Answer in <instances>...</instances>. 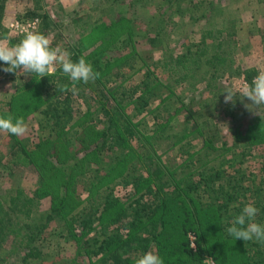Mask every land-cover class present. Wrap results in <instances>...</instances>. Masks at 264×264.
I'll return each mask as SVG.
<instances>
[{
	"label": "rangeland",
	"instance_id": "374dc122",
	"mask_svg": "<svg viewBox=\"0 0 264 264\" xmlns=\"http://www.w3.org/2000/svg\"><path fill=\"white\" fill-rule=\"evenodd\" d=\"M170 3H173L171 10L168 9ZM6 7L8 10L3 12L6 36L0 40L7 41L9 45L17 44L23 36L9 25L14 21L25 23L38 18L37 31L49 38L51 47L75 51L83 58L100 47L106 32L103 29L111 26L118 17L122 18L119 26L109 29L111 47L108 46L102 56L103 61L109 56L122 57L120 61L109 70L98 72L100 76L94 82L77 83L78 95L67 91L71 93L69 98L77 121L73 126H67L63 137L64 148L70 154L84 145L94 148L97 142L93 134L89 131L83 133V129L94 126V133L101 131V125L91 124L94 119L102 120V112L109 105L114 106L118 99L124 97V92L141 81L143 72L150 70L164 86L155 91L157 96L151 99L144 112L138 114L135 104L125 106L127 98L122 103L126 107L122 114L128 115L135 130L136 136L128 141V153L137 169L136 173L128 170L123 177L129 181L139 174L146 177L156 165H161L174 171V178L178 179L189 154L206 147L210 152L216 149L221 154L206 169L231 165L244 173V186L262 184L264 144L250 146L242 139V132L232 125V117L239 115L241 103L251 102L247 98L241 102L237 97L234 104H226V93L223 91L227 87L238 90L244 83L243 72L246 70L253 69L257 74L264 71V0H7L4 10ZM176 8L178 12H174ZM159 10L166 12L163 20L167 25L156 36L150 28L160 16ZM37 15H46L50 27L42 30L44 23ZM206 30L214 36L206 42L209 52H218L225 57L223 66L216 70L213 67L199 70L197 82L186 80L178 83L177 75L164 73L157 67V61L163 56L177 54L196 45ZM3 67L7 65L0 62V69ZM100 67L103 69V65ZM34 76L0 71V118L9 116L10 98L25 81ZM72 83L68 78L65 85L71 89ZM208 83L212 85L210 89L207 88ZM65 92L62 91L53 100L61 99ZM29 97L28 106L20 107L19 116L13 117L14 120L23 118L29 131L23 136L0 131V204L3 208L4 205L8 206L18 191H21L20 199L35 198L34 192L40 186V174L35 165L18 164L10 149L11 143L17 145L21 153L25 150L32 157L38 155V146L53 135L49 129L50 123L40 114L50 100L44 101L42 98L43 105L37 107L40 101L33 95ZM151 136V139L148 138ZM158 136L161 138L157 139ZM80 139H83L82 144ZM117 152L120 154L119 150ZM91 154L74 174L75 180L80 181L72 184L71 194L74 197L71 194L70 197L73 203L78 198L81 204L73 212L81 211L86 206L88 193L85 185L92 181V169H96L102 160L103 154L99 149ZM88 169L90 172L85 173ZM49 184L42 191L45 195L35 198L29 217L16 213L22 223L46 225L34 244L40 256L29 261V264H91V260L78 251L76 240L70 236L67 218L49 221L53 198L56 201V194L54 196ZM52 185L57 188V184ZM170 185L174 183L170 182ZM110 187L118 197L131 192V186L123 187L120 180H114ZM17 244L16 237L0 236V261L8 257ZM153 251L161 259L166 253L158 252L155 248ZM206 254L210 256L209 252ZM209 256L206 255L204 259ZM9 261L19 263L14 255Z\"/></svg>",
	"mask_w": 264,
	"mask_h": 264
},
{
	"label": "trees",
	"instance_id": "16d2710c",
	"mask_svg": "<svg viewBox=\"0 0 264 264\" xmlns=\"http://www.w3.org/2000/svg\"><path fill=\"white\" fill-rule=\"evenodd\" d=\"M6 1L0 0V39L6 36L3 27ZM172 5L170 3L169 10L173 8ZM178 11V8L174 10ZM158 14L160 16L150 28L156 36L167 25L163 20L166 12L161 13L159 10ZM37 16L43 20L42 30L50 27L46 15ZM121 19L118 17L111 26L103 29L106 32L100 47L84 58L87 63L90 60L93 70H109L122 58L109 56L104 61L102 59L103 51L111 47L109 41L112 37L108 31L119 26ZM213 38L211 31H203L196 45L187 47L183 52L163 56L157 61V67L164 73L177 75V83L186 80L197 82L199 70L212 67L216 70L226 61L218 52H209L206 42ZM70 54L73 62L81 58L75 51ZM100 65H103V69ZM256 75L253 69L244 71V82L251 83ZM67 81L68 77L58 67L56 72L49 73L47 77L40 79L35 75L16 90L8 103V115L14 118L19 116V108L28 106L29 96L33 95L40 101L37 107L43 105L42 98L44 101L50 100L40 114L50 123L49 129L53 135L38 146L37 156L31 157L25 150L21 153L17 145L12 143L10 149L18 164H33L39 171L40 186L34 192L36 199L45 195L42 191L50 183L56 201L53 198L49 221L67 218L70 236L76 240L78 251L89 258L91 264H134L136 258L145 252H154V248L161 253L166 251V257L162 258L163 264H202L204 257L209 256L205 255L206 252L218 264H264V244L234 240L225 231L230 226L226 221L238 214L246 203L253 201L259 209L256 222L264 224V181L260 185L246 187L242 182L244 173L240 169L231 165L227 168L221 165L206 169L221 156L216 149L210 152L206 150L208 148L202 147L189 154L178 179L174 178V171L161 165H156L146 177L139 174L132 177V181L123 177L128 170L136 173L137 169L128 153V141L136 136L135 130L128 115L122 114V110L125 106L135 104L138 114H142L149 106L151 99L157 96L155 91L164 86L155 77L154 71H144L139 83L124 92V97L118 99L114 106L109 105L102 112V120L94 119L91 124L101 125V131L94 133V126L83 129V133H92L97 143L93 149L90 145H84L74 154L64 148L63 141L67 126L77 122L69 98L71 93L66 91L61 99L53 100L62 92L61 86L67 84ZM211 86V83L207 84L208 89ZM124 98L128 100L125 106L122 105ZM245 104L250 103H241L239 115L232 117L233 128L242 132V139L250 146H261L264 144V106L252 112L244 107ZM257 112L261 113L252 115ZM95 149H99L103 155L99 166L92 169V181L85 185L88 193L86 206L81 211L73 212L81 204L78 198L73 203L70 197L72 184L80 181L75 180L74 174ZM87 168L90 169L88 165ZM89 169L85 173L90 172ZM166 177H169L168 180H165ZM114 180H120L123 187L130 185L131 192L122 197L115 196L110 187ZM170 182L174 185H170ZM52 183L57 184V188ZM61 189L63 193L60 194ZM20 197L21 191H18L8 206L4 205L3 208L0 204V236L18 239L17 246L11 249L9 256L1 260L0 264H15L9 261L12 255L18 257V264H29V261L40 256L34 244L46 225H28L18 220L16 213L29 217L35 205V198ZM189 235L195 237V248L190 246Z\"/></svg>",
	"mask_w": 264,
	"mask_h": 264
},
{
	"label": "clouds",
	"instance_id": "9594fccd",
	"mask_svg": "<svg viewBox=\"0 0 264 264\" xmlns=\"http://www.w3.org/2000/svg\"><path fill=\"white\" fill-rule=\"evenodd\" d=\"M34 23H38V21H34ZM0 62L7 65L0 71L20 73L26 77L36 75L40 79L47 77L49 73L56 72L57 65H59L60 70L73 82L71 89L64 85L61 86V90H70L74 96L79 93V89L76 87L77 83L94 82L100 76L83 57L73 62L68 50L51 47L48 37L38 31L27 29L23 38L15 45H9L7 41L0 40ZM223 93H226L224 95L226 104H234L237 97L241 102L247 98L251 103L245 104L244 107L252 112L258 110L264 106V71H260L251 83L245 81L238 90L227 87ZM0 131L23 136L29 131V128L23 118L14 120L9 115L7 118H0ZM258 214L259 209L255 206L254 201L246 203L238 214L234 215L230 221H226L230 226L225 231L234 240L255 241L264 244V224L256 222ZM134 264H163V261L159 255L148 251L136 258ZM202 264H215V262L206 258Z\"/></svg>",
	"mask_w": 264,
	"mask_h": 264
},
{
	"label": "built area",
	"instance_id": "2783aa9c",
	"mask_svg": "<svg viewBox=\"0 0 264 264\" xmlns=\"http://www.w3.org/2000/svg\"><path fill=\"white\" fill-rule=\"evenodd\" d=\"M34 21H38V23H34ZM39 22H40V20L38 18H33V19H31V20H29V21H27L25 23H20L18 21H14L9 26H10V28L16 30L19 34L24 36V33H25L26 29L27 30L37 31L38 30V26H39ZM188 237H189V241H190V246L192 248H195V237L193 235H189ZM206 258L212 259L211 257H206Z\"/></svg>",
	"mask_w": 264,
	"mask_h": 264
},
{
	"label": "crops",
	"instance_id": "0c3cea01",
	"mask_svg": "<svg viewBox=\"0 0 264 264\" xmlns=\"http://www.w3.org/2000/svg\"><path fill=\"white\" fill-rule=\"evenodd\" d=\"M8 9H7V7L5 8V10L4 11H7ZM6 18V17H5ZM5 20V19H4Z\"/></svg>",
	"mask_w": 264,
	"mask_h": 264
}]
</instances>
